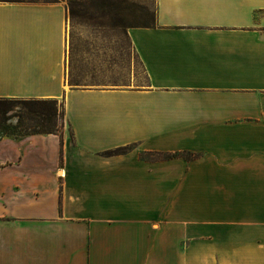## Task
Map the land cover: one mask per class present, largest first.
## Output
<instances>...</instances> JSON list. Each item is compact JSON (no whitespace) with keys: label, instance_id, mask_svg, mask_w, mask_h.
I'll use <instances>...</instances> for the list:
<instances>
[{"label":"crops","instance_id":"0c3cea01","mask_svg":"<svg viewBox=\"0 0 264 264\" xmlns=\"http://www.w3.org/2000/svg\"><path fill=\"white\" fill-rule=\"evenodd\" d=\"M154 21L126 32L143 85H77L66 0L0 1V98L65 125L0 139V264H264V0H155Z\"/></svg>","mask_w":264,"mask_h":264},{"label":"rangeland","instance_id":"374dc122","mask_svg":"<svg viewBox=\"0 0 264 264\" xmlns=\"http://www.w3.org/2000/svg\"><path fill=\"white\" fill-rule=\"evenodd\" d=\"M67 66L77 85H143L126 32L154 24L155 0H66ZM21 105L15 104L13 110ZM65 125L63 124V127ZM185 254V247L178 248Z\"/></svg>","mask_w":264,"mask_h":264},{"label":"trees","instance_id":"16d2710c","mask_svg":"<svg viewBox=\"0 0 264 264\" xmlns=\"http://www.w3.org/2000/svg\"><path fill=\"white\" fill-rule=\"evenodd\" d=\"M16 1V0H0ZM154 24L142 26L143 28L154 27ZM136 28V27H132ZM19 104L17 110L14 105ZM63 105L56 100L37 99H7L0 98V139H22L33 135L54 134L62 143ZM70 130V128L68 127ZM69 134H71L69 132ZM72 135V134H71ZM129 147L119 148L108 154L125 153ZM182 157L186 161L192 160L193 156L187 153L167 152H140L139 159L144 161H160Z\"/></svg>","mask_w":264,"mask_h":264}]
</instances>
